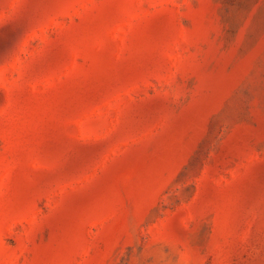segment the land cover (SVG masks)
Here are the masks:
<instances>
[{"label": "rangeland", "instance_id": "obj_1", "mask_svg": "<svg viewBox=\"0 0 264 264\" xmlns=\"http://www.w3.org/2000/svg\"><path fill=\"white\" fill-rule=\"evenodd\" d=\"M0 264H264V0H0Z\"/></svg>", "mask_w": 264, "mask_h": 264}]
</instances>
